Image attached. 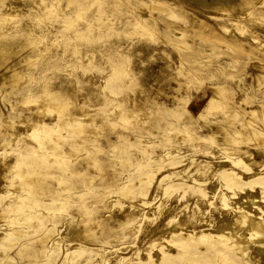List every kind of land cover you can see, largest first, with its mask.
I'll return each mask as SVG.
<instances>
[{
    "label": "rangeland",
    "instance_id": "rangeland-1",
    "mask_svg": "<svg viewBox=\"0 0 264 264\" xmlns=\"http://www.w3.org/2000/svg\"><path fill=\"white\" fill-rule=\"evenodd\" d=\"M213 1L0 0V43L34 40L0 66V74H8L10 64L22 70L14 79L5 75L4 85L0 81V264H32L34 257L20 252L41 248L36 238L45 229L14 234L20 241L13 235L6 239L10 229L38 224L23 209H7L9 202L23 200L16 198L21 192L32 194L15 178L18 159L39 161L38 176L50 174L43 180L47 195H37L53 205L40 209L49 215L42 226L52 229V235L46 233L50 257L40 252L44 264H153L174 227L216 229L226 213H234L235 202L264 208L259 183H245L234 194L222 182L234 155L248 164L249 173L264 170V141L235 132L243 121L248 132L252 124L264 126V0H254L242 13L207 5ZM152 2L167 11L146 6ZM220 86L224 97L218 93L221 103L210 109L208 99ZM50 99L65 104L57 109ZM79 117L81 125L63 124ZM44 122L62 126L58 131L69 141L62 139L55 151L50 144L38 146L37 133L53 134L41 130ZM69 128L79 129L75 136L81 143L68 137ZM230 133L238 155L225 144ZM72 143L80 147L70 159L81 173L71 179L72 191L79 192L64 199L68 205L54 204L48 192L63 191L71 182H61L70 171L62 170L64 161L55 154ZM163 174L168 175L162 180ZM222 193L228 194V205ZM84 203L97 217L89 223L82 221ZM17 218L20 224L14 223ZM21 240L31 244L25 247ZM250 251L260 256L255 245ZM6 254L8 260H1Z\"/></svg>",
    "mask_w": 264,
    "mask_h": 264
},
{
    "label": "bare ground",
    "instance_id": "bare-ground-1",
    "mask_svg": "<svg viewBox=\"0 0 264 264\" xmlns=\"http://www.w3.org/2000/svg\"><path fill=\"white\" fill-rule=\"evenodd\" d=\"M252 4H254V0H228V1H225V0H215L212 3L207 4V5L210 6V7L217 8V9H222V10L228 12V13H232V12H234V13H242V12H246ZM146 6L155 7L157 9H159L160 11H167V7L166 6L158 5L155 2H152V3H150L149 5H146ZM3 18H5V17H3ZM2 22H4V21H2ZM30 32L32 33V30ZM37 35H39V37H41L40 34H37ZM32 36H34V35H31V37ZM33 41H30V40H28V41L14 40L11 43L10 42H5V41L4 42L1 41V43H0V66L5 65L6 62L11 58L12 55L16 54L19 50L26 48V46L28 44H30V43L32 44ZM37 44H38V42H37ZM26 58L27 57H22V61L27 60ZM5 68H11L10 69V72L8 74L7 73H4V74L1 73L0 74V81L2 79L6 80L5 78H7V77L5 75H8V77H9V75H11V77H12V75H16L17 74L16 75V77H17V76H20L22 74V70H21V68H19V65L10 64V65H6ZM119 73H121V72H119ZM118 75L119 74L117 73V76ZM12 78L14 79L15 77H12ZM2 85H4V83ZM215 88H216L215 89L216 90V95H212L208 99V107L210 109L214 108L215 107V104H217V103L220 104L221 103V101L218 100V98L222 96L221 93H223V90H222L223 87L221 88V86H220V89L221 90H219V87L218 88L215 87ZM218 93L221 96L218 97ZM222 97H224V96H222ZM62 102H63V104H65L64 103L65 101L62 100ZM62 102H60V99H52L49 103H52L53 104V107H55V108L58 109V108H61L62 107ZM260 105L262 107L263 106V102H261ZM86 113L83 116H82V114H84V113L81 114L82 118L84 116H86ZM257 113H258V109L257 108L253 109L250 112V114L252 116H254L255 114L257 115ZM76 116L78 117V114ZM66 117H65V119H66ZM236 118H237V115H235L231 119H234L235 120ZM67 119L68 120H66L65 122H63L64 125L68 121H71V123L73 125H76V126L78 124L79 125L83 124V120H80L81 117L77 118V120H69V118H67ZM61 120H62V118H61ZM63 121H64V116H63ZM87 121H89V120H87ZM242 123H243V125H242L241 129H235V132L240 133L241 135H243L245 138H248L249 140H254V139L256 140V139H258L259 142H260V140L261 141H264V126L261 127L259 125L256 126L255 124H252L253 125L252 126V129H250L251 131L248 132L246 130L249 127V125H248L249 123L248 122H245L244 123V121ZM252 123H254V122H252ZM250 126H251V124H250ZM61 127H59V128L61 129ZM38 128H40V126ZM41 128H42L41 130H48V129H50V130H52V133L53 134L52 135H49L48 134L46 136H41L40 133H37L36 139L38 140V144H39L38 146H41L42 145V147H43L44 145L46 146V145H49L50 144L51 147H52L51 149L53 151H55V150H58V148L61 146V144L63 145V143H62L63 140H65V141L67 140L66 137H65L67 135H65L64 138H63V136H61L60 133H59L60 129L57 128V127H53V125L50 122H44L43 125L41 126ZM63 128H64V126H63ZM76 128H69L68 129L69 130V134L71 133L70 135H68V137H70V138L73 137L76 143H81L82 142L81 141L82 138L79 137V136H77V135L75 136V133H77L78 130H79V129L77 130ZM58 129H59V131H58ZM67 141H69V140H67ZM76 143L70 144V147L67 148V150L64 149V150L61 151V153L55 154L56 157H57V159H59V158L61 159V160H59L61 162V164H63V161H64V166L61 167L62 170L63 171H70V173H69L68 176L66 175L67 174V172H66L64 176H60L59 177V178H63V179H61V182H65L67 180L68 181H71V179L73 178V176H75V175H77V174L80 173V172L78 173L73 168L75 165H73V163H70L71 156L74 155V152L73 151H75L76 149H79L80 148V147H77V144ZM233 143H234V141H233V138H232L231 133H230V135L227 137V140L225 141V144H227V146H229V147L230 146L232 147L230 149V150H232L231 153H233V154L236 153L237 154V152L239 153V151H236L237 150L236 149V146H234ZM260 151L264 153V148L260 149ZM247 155H248V157L251 156L250 153H247ZM234 156H232L230 163L227 164L229 167L223 169V171H222L223 174H224L223 177H222V180H223L222 182L224 183V185L227 187V189L232 190V193L234 192V194H236V189L238 187H242L243 184L257 182L260 185L259 186L260 187V193L262 195V198L264 199V170L260 169V171H251L249 173L248 172V170H249L248 164L246 162H244L240 156L239 157H237V156L234 157ZM40 160H41V162H40V165H41V163H43L42 161H45L44 156H40ZM27 161L28 160L24 161V158H23V160H21V159L20 160L19 159L17 160V162H16L17 172H16V175H15V178H19L21 181H23L24 182V185H25L24 186L25 189L27 187L29 189L28 191L31 190V193L32 194L27 193V192L22 194V192H21V194L19 196H17L16 198H23V200L17 199L16 202H14V201L13 202H9L7 204L8 205L7 206V209H12L13 207H16L17 208V211L23 209V211L26 213V216L25 217H27V218H30V217L31 218L32 217H35L36 218L37 217L38 218V224L33 222V223H31L32 225L31 224H27L26 226H23V227L21 226L19 228H13L12 231H10L11 230L10 229L9 232H8V234H7L8 236L7 237L4 236V237H6V239H9L11 237V235L14 236V234L16 236V234H20L21 235V234L27 233V232L31 231V229H33V230H37V229L40 230L42 228H45L44 231H42L39 234V236L36 238L37 241L39 240L40 243H42V245L40 244L41 245V248L39 247V244L34 245V246L31 245L32 246V249L31 250L28 251V250H25L24 249V251L20 252L24 256H27V257L29 256V259L31 257H34V260H33V263L32 264H44L46 258L43 259V256H41L40 254L44 251V252H46V253L43 252L44 254H46V257H50V255H51L49 253V251L51 250V248L47 252V248L51 244H49L47 242V240L49 239V236L47 237V235H46V233L47 234L50 233V229L51 228L50 229L48 228L49 227V224H48L47 227H46V225H44L45 227L42 226V224L44 223L43 222L44 221L43 219L48 214L45 216L44 215L45 212L43 213V212H41V210L43 208H45L48 211H50V209H52L53 205L52 206L50 205L51 207H49L48 204L43 203V201L41 199L37 198L38 197L37 195H39L40 193H41V195H43V193L44 192L46 193V191L48 190V189L45 188V185L43 184L44 183L43 180L46 179L48 176H50V174H47L44 177L43 176H38V173L41 172L40 171L41 168L37 164L39 161H34L31 164H30V161H28V162ZM45 164H47V163L45 162ZM170 164H173V162H171ZM256 164H258V163H256ZM170 173L171 174L172 173H175V171H172ZM165 174H163L164 176H162V180L164 179V177H166L168 175V174L167 175H165ZM77 176H80V175H77ZM149 176L151 177L152 176V173L149 174ZM131 183L129 181V184L128 183H125V184H128L129 187H131V185H130ZM75 184H76L75 181H71L69 183V185L67 186V188H65L63 191H60V189L59 190L52 191L51 193H49L50 192L49 191L48 194L53 195L52 203L55 204V201L56 202L58 201V203L59 202H61V203L64 202L65 205H68V204H66L67 202L64 199H71L72 197H74V194L76 195V193L79 192L78 191L79 190L78 187H76V190L78 189L77 190L78 192L76 190H75L76 192H73L74 191L73 189L75 188ZM80 184H78V186H80ZM125 184H124V188H126L125 187L126 186ZM172 185H174V184H168L169 187L172 186ZM132 186H133V184H132ZM196 186H195L196 189H194V190L199 191V192H201L204 195L206 194V192L204 191V189H202L200 187H196ZM22 187H23V185H22ZM121 187H123V186H121ZM127 188H128V186H127ZM128 190L130 192V189L129 188H128ZM65 192H66V194H64ZM122 192H124L126 194L129 193V192L128 193L125 192L124 189L122 190ZM256 193H258V191ZM260 193H258V194H260ZM234 194L232 196H234ZM46 195H47V193H46ZM61 195L62 196L63 195L64 196L66 195V196H65V198L61 197L62 199L59 198L60 200H58L57 198L60 197ZM78 195H80V194H78ZM80 196H82V194ZM242 196H246V195H242ZM257 196L258 195H256V197ZM251 197H253V196H251ZM242 199H243V197H242ZM242 199H240V200H242ZM222 202H223L224 206L225 205H228L227 202H229V200H228V194L227 193H222ZM52 203L49 202V204H52ZM235 203L237 205L236 204H235V206L232 205V208L234 207L233 208L234 211L231 210L232 213L233 212L234 213L231 214V215H227V213H226V215H225L226 217L219 220V223L216 226V229L211 228V227H210L211 229H208V228L202 229V227H201V230L195 231L194 230L195 228L192 227L194 229H192V228H191L192 230L186 229L188 231H185L182 228L174 227L172 229V231L170 232V235L169 236H164L165 240H163V242L159 245V247H158V253L156 252V256L153 258L154 260L152 259V263L153 264H168L171 261H175L176 264H260V261L264 258V208H260V207L258 208L257 207L256 208L257 210L256 209H252L251 210L250 208L248 209L245 205H243V202L242 203L235 202ZM29 205H32L34 207L35 206H38V209L36 207L35 208L36 210L30 211V212L27 210L28 212H26V209H24V208L26 206H29ZM84 205H86V203H84L83 205H80V210H81V212L83 214L82 221H84L83 223H86V222L89 223L92 219H96L97 217L96 216L93 217V214H94V211H95V210L94 211H91L93 208L92 209L90 208L91 209L90 210L88 208L89 205L88 206H84ZM64 207H66V206H64ZM39 212L41 214H43V215H39ZM46 213H48V212H46ZM85 213L89 214V216L91 215L89 217L90 219L87 218V217L85 218V216H87V215H85ZM261 213H263V215H261ZM46 218H48V217H46ZM49 218H51V217H49ZM46 220L47 219H45V221ZM14 223H19L20 224V220L17 218L14 221ZM57 223H58V221L56 222V224ZM46 224H47V222H46ZM53 227H55V226H53ZM71 227L73 229V226L72 225H71ZM51 231H52V229H51ZM213 232H215V234ZM30 233L31 232H29V234ZM36 233H37V231H36ZM54 233H55V231H54ZM50 234L52 235V233H50ZM51 235H50V238H51ZM13 236L11 238H14L15 240L20 241V239H22L19 235L17 236V238L15 236L14 237ZM35 237H36V235H35ZM36 239L34 240L35 242H36ZM51 239H53V238H51ZM55 241H57V240H55ZM22 242H19V243H22ZM23 243L22 244L25 245V247H26V246H28V244L30 242H27L25 244V240H24ZM55 243L57 244L58 242H55ZM254 245L256 246L257 251H258V253L260 255L259 257L253 256V253H251V251H250ZM7 246L8 245H6V243H2L1 244V249H3L4 251H6ZM35 246H36V248H35ZM37 246L39 248H37ZM53 247H54V245H53ZM8 248H9V246H8ZM57 249L58 248L56 247V250L55 251H57ZM59 249H60V246H59ZM53 251H54V249H53ZM75 252L76 251L74 250L73 253H75ZM7 254L3 258H1V260H4L5 261V258L7 256ZM54 255H56V254H54ZM10 257H12V256H10ZM52 258L53 257H51V259ZM6 259L8 260V257ZM10 259H12V258H10ZM52 260L55 261L54 259H52ZM59 261H61V260H59ZM55 263H56V261H55Z\"/></svg>",
    "mask_w": 264,
    "mask_h": 264
}]
</instances>
